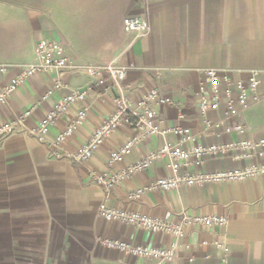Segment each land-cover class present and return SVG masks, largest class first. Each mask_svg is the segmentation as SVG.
I'll use <instances>...</instances> for the list:
<instances>
[{
	"label": "crops",
	"instance_id": "0c3cea01",
	"mask_svg": "<svg viewBox=\"0 0 264 264\" xmlns=\"http://www.w3.org/2000/svg\"><path fill=\"white\" fill-rule=\"evenodd\" d=\"M149 16L151 31L138 36L124 29L126 16ZM54 39L66 47L73 67L41 72L19 87L0 106V127L17 124L0 140V264H264V175L242 181L182 186L148 192L140 201L128 193L171 175L169 159L154 161L108 191L96 174H111L145 157L165 142L178 143L174 132L139 142L115 165L110 153L135 131L122 126L86 162L67 155L92 137L115 108L119 89L108 79L90 75L87 64L114 62L126 69L123 93L143 99L156 88L154 102L162 130L186 127L205 145L264 138V100L227 115V98L218 108L200 109L205 69L237 77L238 70L264 69V0H0V64L37 62L36 45ZM17 74L0 78L3 89ZM245 75V74H244ZM64 83L61 90L55 84ZM226 84L222 83V88ZM88 89L85 101L69 107L47 137L35 134L41 120L74 91ZM88 109L54 156L60 133ZM30 112V114H27ZM244 123L241 134L228 129ZM263 158L240 160L232 154L205 155L200 164L182 172H214L247 165ZM102 202L142 211L170 222L184 214L221 215L226 225L184 224L179 238L137 225L102 218ZM118 239L131 244L167 248L178 241L174 261L133 256L102 244Z\"/></svg>",
	"mask_w": 264,
	"mask_h": 264
},
{
	"label": "built area",
	"instance_id": "2783aa9c",
	"mask_svg": "<svg viewBox=\"0 0 264 264\" xmlns=\"http://www.w3.org/2000/svg\"><path fill=\"white\" fill-rule=\"evenodd\" d=\"M124 29L134 32L138 36H144L151 31V19L149 16H126L124 18ZM37 62L28 65L0 64V78L7 75L11 70H17V74L11 81L0 89V106L8 101L13 93L29 79L41 72L62 71L73 67L72 58L67 53L66 47L54 39H41L36 45ZM86 70L90 75L100 76L99 83L105 85L108 79L112 85L119 89L115 97V108L110 115L99 125L89 141L81 145L75 152L69 153L74 162L89 161L93 155L100 150L106 141L115 135L124 125H128L135 131L121 146L113 150L109 155V164L115 166L121 163L125 157L133 151L135 146L153 136L165 135L174 132L179 136V142L174 144L165 142L161 147L149 151L144 158L134 162L111 174H96L97 182L108 191L125 179L147 169L154 161L161 158L169 159L171 175L157 179L155 182L138 187L128 193L130 201H140L148 192L155 190L169 191L182 186L209 185L223 182L242 181L264 175V162L253 161L241 167L214 172L189 173L182 172L184 166L192 163L200 164L205 155H227L232 154L235 159L246 160L264 157V138L242 139L233 142L212 145L200 144L191 129L177 126L168 130H162L157 121V113L152 108L154 102L164 104L172 103L168 98L160 97L156 88L143 99L133 100L123 93V82L126 78V69L114 62L104 65L87 64ZM237 77L232 73H221L216 68L205 69V82L210 87L211 93L207 95L203 88L200 100V109L205 113L210 108H218L223 98H227V115H232L235 106L241 110L246 109L251 100L260 102L264 100V69H251L248 71L238 70ZM245 74V75H244ZM222 83L226 84L222 88ZM64 83L58 81L55 89L61 90ZM88 89L74 90L61 99L55 107L41 120L35 130L39 140L47 137L50 126L68 111L69 107L85 101ZM30 114V112H27ZM88 116V109L82 108L78 112L77 119L70 123L65 131L60 133L56 139L57 150L54 156L61 158L65 156L60 148L70 137L76 127L83 123ZM15 124H4L0 127V140L7 134L13 132ZM248 126L244 123H236L228 131L245 133ZM99 215L109 221H122L137 225L152 232H165L175 238L183 234L184 224H196L205 226L226 225L228 218L221 215H188L184 214L180 222H170L160 217L148 215L142 211L129 210L115 207L107 202H102L98 209ZM102 244L108 248L117 249L133 256L157 259L160 261H174L178 255V241H173L167 248L141 246L131 244L118 239H104Z\"/></svg>",
	"mask_w": 264,
	"mask_h": 264
}]
</instances>
